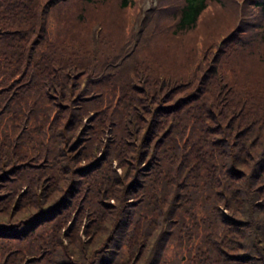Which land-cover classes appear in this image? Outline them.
<instances>
[{"label":"trees","instance_id":"16d2710c","mask_svg":"<svg viewBox=\"0 0 264 264\" xmlns=\"http://www.w3.org/2000/svg\"><path fill=\"white\" fill-rule=\"evenodd\" d=\"M137 1L0 0V264H264V0Z\"/></svg>","mask_w":264,"mask_h":264},{"label":"rangeland","instance_id":"374dc122","mask_svg":"<svg viewBox=\"0 0 264 264\" xmlns=\"http://www.w3.org/2000/svg\"><path fill=\"white\" fill-rule=\"evenodd\" d=\"M158 0H138L137 3H139V14L137 16V19L135 21V33H136V36H138L141 32V29L144 27V25L147 23L148 19L151 17V14L153 12V9L156 5ZM166 2L170 1V0H165ZM144 6H146V10H147V13L146 15L144 16V19L142 20V25L140 26V28L138 29V26H139V22H140V19H141V16H142V12H143V8ZM148 8V9H147ZM89 15V14H88ZM146 17V18H145ZM96 23L94 24L93 26V30L98 27H100V21H95ZM140 23V24H141ZM98 25V26H97Z\"/></svg>","mask_w":264,"mask_h":264},{"label":"bare ground","instance_id":"6f19581e","mask_svg":"<svg viewBox=\"0 0 264 264\" xmlns=\"http://www.w3.org/2000/svg\"><path fill=\"white\" fill-rule=\"evenodd\" d=\"M148 9V8H147ZM146 13H147V10H146V6H144V8H143V12H142V16H141V19H140V22H139V25H140V23L142 22V20L144 19V16L146 15ZM146 18V17H145ZM140 28V27H139Z\"/></svg>","mask_w":264,"mask_h":264},{"label":"water","instance_id":"95a60500","mask_svg":"<svg viewBox=\"0 0 264 264\" xmlns=\"http://www.w3.org/2000/svg\"><path fill=\"white\" fill-rule=\"evenodd\" d=\"M142 25V23L138 26V29H139V27Z\"/></svg>","mask_w":264,"mask_h":264}]
</instances>
